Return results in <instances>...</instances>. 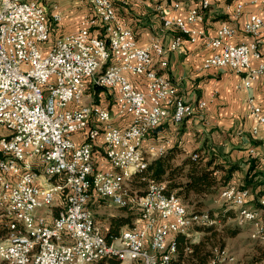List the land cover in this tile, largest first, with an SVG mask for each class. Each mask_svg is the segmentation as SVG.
Here are the masks:
<instances>
[{
  "label": "built area",
  "instance_id": "obj_1",
  "mask_svg": "<svg viewBox=\"0 0 264 264\" xmlns=\"http://www.w3.org/2000/svg\"><path fill=\"white\" fill-rule=\"evenodd\" d=\"M82 1L90 12L81 18L79 28L45 48L42 44L49 42L52 24L62 21L59 8L52 6L48 18L46 8L37 0H0V20H5V27L0 28V205H7V199H21V207L0 212L11 216V224L5 225L6 234L0 239L4 244L0 264H100L111 251L123 255L118 264H159L160 257H167L171 236L191 232L188 220L192 216L182 202L175 201L174 194L160 195V188H166L164 182L154 186L153 199H146L148 178L144 172L170 141L146 147L143 143L167 118L173 125L183 122L181 111L174 108V101L182 98L163 87L164 77L152 71V63L167 64L166 54L180 47L185 38L191 44L202 40L211 51L202 69L225 68L243 74L246 89L264 76V0L248 1L256 6L257 14L247 15L242 24L241 31L250 41L238 44L224 42L237 34L226 23L216 28L214 36L205 35L202 26L204 14L210 12L208 0H170L168 7L154 6L162 28L177 30L178 35L166 46L153 37L143 47L112 12L110 0ZM190 1L198 4L187 7L183 17L172 15ZM244 5H235L234 18L240 17ZM13 19H28L30 27L11 28ZM63 41H74L76 50L59 56ZM98 43H106V51H98ZM93 56H100V65H92ZM104 59H117L116 69L109 72L112 85H104L100 79ZM252 61L257 64L252 66ZM126 74L142 78L143 90L135 89ZM94 86L111 94L113 110L85 103V88ZM246 104L254 122L251 132L258 138L264 130V114L253 97H248ZM204 105L199 102L196 108ZM193 113L190 105V116ZM116 120L127 125L118 127ZM61 129H69L71 140L62 138V143H55ZM74 134H82L81 144L72 141ZM98 142L99 158L94 153ZM136 150H146V159L135 161L132 151ZM110 165H120V172L110 173ZM29 166L39 167V174H28ZM130 167H139L136 181L144 187L135 186L133 194L121 191L115 199L105 200L108 187L124 180ZM49 172H56V179H49ZM59 176H69L70 184H60ZM46 186H53V193H46ZM67 187L76 188L74 202H65ZM242 193L219 194L222 201L237 209V218L254 219L241 212ZM94 202L126 209L135 219L107 240L102 233L104 225L94 223L90 207ZM258 202L264 205V197ZM34 206H41V212L51 211V219H43L42 214L32 217ZM198 242L199 235L194 232L185 252ZM225 262L238 261L224 247L214 248L212 260L205 264Z\"/></svg>",
  "mask_w": 264,
  "mask_h": 264
},
{
  "label": "crops",
  "instance_id": "obj_2",
  "mask_svg": "<svg viewBox=\"0 0 264 264\" xmlns=\"http://www.w3.org/2000/svg\"><path fill=\"white\" fill-rule=\"evenodd\" d=\"M37 1L46 8L48 18L54 5L63 14L59 24H52L49 43L44 45L45 48L57 37L77 30L81 18L90 12L89 5L82 0ZM248 1L208 0L210 12L204 14L202 26L205 35L214 36L216 28L221 23H226L235 28L237 34L224 42L238 44L250 41L251 38L243 34L241 28L247 15L257 14V8ZM237 3L245 5L240 17L234 18L233 10ZM112 4L117 16L132 30L139 46H147L153 41V37L159 38L164 46L176 38L178 32L173 29L164 30L159 15L153 11L154 6L168 7L170 0H112ZM193 4L198 3L187 2L184 7L172 12V15L183 17L186 8ZM261 43V48L264 50V31L261 33ZM210 54L211 51L205 48L202 40L191 44L183 38L180 47L166 54V67L158 68L157 63H153L154 70L171 83V91H176L182 101L194 106V113L186 117L179 125H173L171 119L167 118L146 138L143 145L144 147L148 144L161 145L164 140H169L170 145L164 148L165 152L172 148L185 151L184 154L178 151L173 161L177 160V157L182 159L188 156L194 150H201V154L208 152V149L215 150L221 161L234 164L238 168L232 174L230 186L244 188L246 179L251 182L245 188L250 193V201L248 200L247 204L258 210L259 222L264 225V205L261 203L262 206H260L258 203L259 199L264 197V163L261 162L264 158V130L260 132L261 135L258 138H254L251 132L254 122L246 104L247 98L253 97L264 114V76L253 81L249 89L243 88V74L225 68H201L203 60ZM251 64L255 66L257 62L252 61ZM126 77L135 89L143 90L145 82L142 78L127 74ZM92 90V87L88 89L84 101L113 110L112 96L108 91L104 90L94 97ZM199 102L205 104L202 109L196 108ZM115 123L118 127L127 125L123 120H116ZM178 140L182 141V146L177 145ZM72 141L76 145L81 144L82 134H74ZM96 145L94 153L95 157L99 158L101 156L100 142ZM252 149L255 151L250 153ZM50 213L49 210L40 212L48 221L51 219ZM95 223L98 224L96 218ZM246 228L239 229L246 230ZM257 247L264 257V242H260ZM231 253L236 257L234 252L231 251ZM255 253L256 251H253L250 258L249 254H245L242 262L260 264V261H252L255 255H259ZM238 259L240 260L236 257L237 261Z\"/></svg>",
  "mask_w": 264,
  "mask_h": 264
},
{
  "label": "trees",
  "instance_id": "obj_3",
  "mask_svg": "<svg viewBox=\"0 0 264 264\" xmlns=\"http://www.w3.org/2000/svg\"><path fill=\"white\" fill-rule=\"evenodd\" d=\"M103 91V88L94 86L92 94L94 97H96L98 93ZM178 151L179 150L176 148H172L159 158L151 161L144 172V175L148 178L149 183L164 182L166 186V193L170 192L174 193L179 198L182 197V199H180L185 207L187 203L184 201V199H186L189 195H193L195 198H204L209 195L216 194V199H218L220 191L231 185L230 183L232 174L238 168L234 164L221 161L219 159V154L215 150L208 149V152L202 154L200 153L201 150H194L188 156H185L178 162H174L173 159L179 153ZM192 155H196L194 160H192ZM138 175L139 173L133 176L134 179L132 183H136ZM244 182L245 186L243 189L247 188L246 186L251 184V182H249L247 179ZM138 185H140V183H138ZM222 202L228 207L226 210H224L226 213L232 211L233 208H231L229 204L224 201ZM99 204L101 203L94 202L90 205V207L93 209L98 207ZM120 210L130 212L126 209ZM199 213L200 212H194V214ZM206 213L213 221L212 216L214 215L210 212ZM219 214L224 215V212L221 211ZM129 226H131V223L128 218L112 216L106 220V224L104 225L102 233L103 236L108 240L112 237H115V235H117L122 228ZM210 226L201 227L196 225L194 229H202L211 232L216 227ZM239 228L240 227L237 226V228L231 229L228 237L236 236V234L239 232ZM5 234L6 228L4 221L0 220V239L3 238ZM213 234V237L216 239V244L218 243L219 248H224V243L222 240H220V236L216 238V233L213 232ZM190 238L191 236L187 234L174 236L173 240L176 245V255L171 261H169V264H205L211 258L213 250L212 252L204 250V247L206 246L204 242L209 238V236H206V238H203L197 244L192 245L190 250L185 252V250L188 249L192 244ZM113 258L118 259L119 262H122V260L117 256H110L105 257L103 261L100 262V264H118V261L114 260Z\"/></svg>",
  "mask_w": 264,
  "mask_h": 264
},
{
  "label": "bare ground",
  "instance_id": "obj_4",
  "mask_svg": "<svg viewBox=\"0 0 264 264\" xmlns=\"http://www.w3.org/2000/svg\"><path fill=\"white\" fill-rule=\"evenodd\" d=\"M110 6L112 12L116 13L111 1H110ZM4 27H5V20H0V28H4ZM29 27H30V20L28 19H13L11 21V28H29ZM177 48L178 47H173V50ZM67 50H76V43L74 41H63L61 43V47H59V56H66ZM98 51H106V43H98ZM92 65H100V56H93ZM116 67H117V59H104L102 61L101 70H100V79H103L104 85H112V78L110 77L109 72H111L112 69H116ZM157 67L164 68L166 67V64L157 63ZM152 71H156L154 70L153 63H152ZM163 87L168 88L170 91L172 89L171 83L165 78L163 79ZM87 91L88 89L85 88V98L88 94ZM93 108H100V106L98 104L96 105L93 103ZM174 108L176 109V111H181V121H183L186 117L190 116V105L186 104L184 101H174ZM62 138H64V140H71V132H69V129H61V131H59V135H55V143H62ZM164 153L165 150L163 148L162 154H157V158L162 156ZM132 158L135 161H143V159H146V150L132 151ZM195 158L196 155H192V160H194ZM119 172H120V165H110V173H119ZM138 173H139V167H130V169L124 173V180L117 181L115 182L114 186L108 187V190L105 192V200L115 199V194H118L121 191L123 194H133V193H127L125 191L124 184L126 179H129ZM28 174H39V167L29 166ZM49 179H56V172H49ZM59 183L70 184V177L59 176ZM160 184H162V182H150L148 184L146 188V199H153L154 186H160ZM226 191H229V193H242L239 195V206L241 207V212L247 214L248 217H255V218L246 219V220H243L242 218H237V209H235L236 215L234 219L236 220L237 223H239V225L243 224V226H247L250 229L252 239L257 240L258 242H264V225L259 222L258 210L256 208H251L252 206L250 207V205L247 204L250 198L249 191L247 189H243V188L241 189L235 186H230L220 191V193H225ZM46 193H53V186H46ZM160 195H168V193H166V188H160ZM218 197L219 199H221V194H219ZM75 198H76V188L67 187V192L65 194V202H74ZM175 201L181 202L180 198L176 195H175ZM9 207H21V199L20 198L7 199V205H0V212H9ZM232 207L234 208V206ZM40 212H41V206L32 207V217H40L41 216ZM191 216L192 218H189L188 220V227L190 228L196 225L209 226L210 222L212 221L210 218H208L203 214H191ZM0 218L2 221H4L5 225L11 224V216H8L7 214H0ZM43 219L46 218L43 216ZM94 223H95V219H94ZM186 234L187 232H185L183 235ZM173 239L174 236H171L172 245L169 246V249L167 250V257H160L159 264H169L170 259H173L175 257L176 245ZM228 254H232V253L228 252ZM110 256H117L123 262V255L120 254V251H111L108 254H105V257H110ZM3 257H4V244H0V259ZM212 258H213V254L208 261H211ZM225 263L233 264V262H225ZM88 264H94V263H88ZM237 264H242V263L237 262ZM260 264H264V260H261Z\"/></svg>",
  "mask_w": 264,
  "mask_h": 264
},
{
  "label": "rangeland",
  "instance_id": "obj_5",
  "mask_svg": "<svg viewBox=\"0 0 264 264\" xmlns=\"http://www.w3.org/2000/svg\"><path fill=\"white\" fill-rule=\"evenodd\" d=\"M110 1L112 3V0H110ZM176 38H177V36H176ZM48 43L49 42L44 43V44H42V46H44ZM87 89H89V88H87ZM85 103H87V102H85ZM2 133L5 134V131L2 130ZM177 145L182 146V144L181 145L177 144ZM179 152H181V154H184L185 151L179 150ZM179 160H180V157L179 158L177 157V160H175L174 162H178ZM133 179H134V177H131L129 179H126V181H125L124 188H125V191L127 193H135V186L138 188H141V189L144 187V184H141V182H139V181H136V183H134V186L129 185V183L133 182ZM138 183H140V185H138ZM180 198L182 199V197H180ZM184 201L187 203L186 211H191V214H194V212L195 213L200 212L199 214H203L209 218V215L206 212H210L217 218L216 219L214 216H212L213 221H211L212 223L210 222L209 226L212 224L211 226H216V227L211 232L207 231V230H202V229H199V230L194 229L195 226H193L191 228V232H187V235L191 236V238H190L191 242H193V239H194V232H196L199 235V242L203 238H206V236H209V238L204 242V244L206 245L204 247V250L212 252V250L214 248H219L218 243L216 244V239H214V237H213L214 236L213 232H215L216 238H218L220 236V240L223 241L224 247H226L228 249V252L232 251L236 254L237 258H240V260L238 259L239 263L245 264L244 262H242V260H244V255L249 254V258H250L253 251H256V253L259 255H255V257L252 259V261L259 262V261H261V259H264L263 255L261 254V251H258V247H257V245L260 242L252 239L251 231L248 227H247L248 231H246L247 230L246 226H243V224L239 225V223H237L235 221V219H234L235 212H236L235 208L230 206L231 208H233L232 211H229L226 213L224 210H226L228 207L225 206L226 204H224L221 201V199H219V197H218V199H216V194L209 195V196L204 197V198H195L193 195H189L186 199H184ZM259 205L262 206L261 203H259ZM92 210H93L92 212L94 214V219L96 218L98 225L99 224L105 225L106 220L112 216L113 217L128 218L130 220V223L133 222L135 219V216L131 212H125L124 210H120L119 208H114V207L108 208V206L105 205L104 203L99 204L98 207L93 208ZM221 211L224 212V215L219 214ZM218 216H219V218H218ZM0 220H1V218H0ZM235 224L241 228H243V227L246 228V230L239 229V232L236 234V236L228 237V234L231 231V229L237 228V226ZM209 226H206V227H209ZM201 227H205V226H201ZM237 250H238V252H237ZM113 259L117 260L119 262L118 259H115V258H113ZM225 264H228V263H225Z\"/></svg>",
  "mask_w": 264,
  "mask_h": 264
}]
</instances>
